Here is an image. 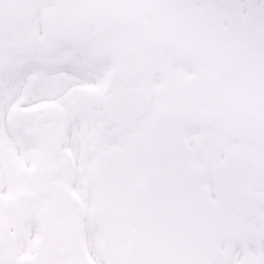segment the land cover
<instances>
[{
  "label": "snow or ice",
  "instance_id": "1",
  "mask_svg": "<svg viewBox=\"0 0 264 264\" xmlns=\"http://www.w3.org/2000/svg\"><path fill=\"white\" fill-rule=\"evenodd\" d=\"M0 264H264V0H0Z\"/></svg>",
  "mask_w": 264,
  "mask_h": 264
}]
</instances>
